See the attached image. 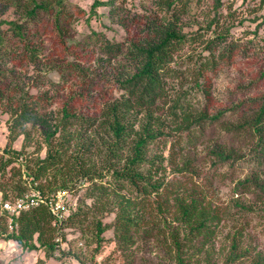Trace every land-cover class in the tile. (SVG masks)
Wrapping results in <instances>:
<instances>
[{
    "label": "trees",
    "instance_id": "trees-1",
    "mask_svg": "<svg viewBox=\"0 0 264 264\" xmlns=\"http://www.w3.org/2000/svg\"><path fill=\"white\" fill-rule=\"evenodd\" d=\"M205 1L211 5L207 24L183 29L182 18L193 17ZM105 5L109 19L125 29L122 39L93 28L75 37L76 19L85 10L69 0H0L2 12H9L0 14V109L10 114L0 153V206L32 188L47 197L59 190L70 196L60 226L41 203L12 214L11 231L2 212L0 240L13 242L12 249L41 248L49 258L71 229L92 251L90 264L105 244L125 255L118 264H264L262 250L241 241L254 217L264 222V174L254 171L264 169V37L261 45L253 37L231 39L234 12L223 16L221 0H138L129 9L93 0L87 21ZM263 5L259 0L252 12ZM131 26L139 34H131ZM198 46L202 53L192 51ZM181 49L189 50L183 59L176 55ZM238 61L248 70L228 98L230 117H237L232 122L221 118L225 107L210 111L215 78ZM25 66L34 70L28 85L19 73ZM249 89L253 93L244 99ZM53 103L58 114L48 118ZM33 126L41 127L36 135ZM20 136L17 150L12 143ZM155 144L160 150L151 153L148 146ZM198 144H206L201 158ZM245 156L254 169L237 179L232 192L239 195L231 201L241 211L240 234L219 260L207 249L226 213L213 198V185L227 170L237 176L233 165ZM209 160L203 171L201 163ZM84 182L93 186L73 203ZM247 193L260 209L241 201ZM150 242L165 248L166 261L145 263L128 254L150 249ZM74 255L86 263L85 254ZM45 258L34 264H45Z\"/></svg>",
    "mask_w": 264,
    "mask_h": 264
},
{
    "label": "rangeland",
    "instance_id": "rangeland-1",
    "mask_svg": "<svg viewBox=\"0 0 264 264\" xmlns=\"http://www.w3.org/2000/svg\"><path fill=\"white\" fill-rule=\"evenodd\" d=\"M70 2L77 4L81 8L85 10V15L82 18L76 19L75 23V30L77 32V35L75 37H82L87 32H90V28H93L97 31H105L106 34L109 37H115L116 39H122L125 35V29L119 25L115 18L112 16V20L109 19V5L105 6H98L96 9V14L89 18L87 21V16L90 11L91 4L93 0H69ZM106 1V0H103ZM116 5H123V7L129 9L131 6H136L138 4V0H111ZM222 6L220 8L223 16H228L229 12H234V15L232 16L231 24V30H230V38L231 39H240L242 41H246L249 38H254V41L257 42L259 45L262 44V40L264 37V5L263 7L257 11L252 12L253 9L257 8L259 4V0H221ZM205 4L203 7L198 11L192 14L193 17L190 15H186L182 18V22L184 25L185 30H195L199 26H204L207 24L209 15H206V12L209 11L211 5H209V2L205 1ZM191 6L192 3H190ZM151 11V7H148L146 10V14ZM4 14L7 15L9 12L6 10H3ZM2 10L0 9L1 17L4 15ZM97 15V16H96ZM193 21L192 24H189L190 21ZM89 23V24H87ZM108 28V29H106ZM139 30L133 26H131L130 33H137L139 34ZM192 51L196 52H203V49L201 46H198L196 49H192ZM188 49H181L180 52H177L176 55L179 57V59H183L184 54H188ZM191 64V63H190ZM193 65V63H192ZM20 70V76L25 80L26 84L28 85L30 82V79L28 78L30 75L34 73V70L32 66H25ZM248 67L244 61H238V63L233 64L230 67L225 68L224 71L218 74V76L214 80L213 85V107L210 111H216L218 108H226L231 104V102H228V98L230 96V92L233 89V86L235 83L238 82L239 76L243 75L244 72H247ZM17 72V71H16ZM48 76L57 81L58 75L55 72H51L48 74ZM247 82V80H245ZM235 90H238V87L235 88ZM31 91L34 93L36 92V89H31ZM247 95L244 96V99L251 96L253 93L252 89L246 90ZM243 99V100H244ZM235 100V99H233ZM197 101H200L197 99ZM59 105L56 103H53L51 108L48 110V118L50 116L55 117V115L58 114ZM214 109V110H213ZM231 112H229V109L226 110L224 115L221 117L222 119L229 118L232 122L233 119L237 118L236 116H232ZM140 117V116H139ZM9 119L10 114L7 112H4L2 109H0V153H2V148L6 144L7 138H8V126H9ZM142 119V117L140 118ZM138 127V126H137ZM214 128V127H213ZM40 126H33V134L36 135L40 131ZM220 131L223 133V130L220 129ZM39 141H42V137H39ZM22 143V136L18 137L13 143V148H16L17 150L21 148ZM254 142H249L247 145H245V151L247 153L250 152V148H252ZM206 147V144H198L197 148L195 149V153L200 155L199 158H201L204 148ZM73 148V147H72ZM34 149V145H29L27 147V150L32 151ZM148 149L151 153L158 152L160 148L157 147V145H149ZM42 156L45 154V150H43L40 153ZM252 154V152H251ZM244 160H240L241 162L237 161L234 163L232 170H237V176L232 174V177L228 176L230 173L229 170L226 171V176L222 177L219 181H217L213 185V198L218 202L219 205H222L224 208L225 216L221 220L220 224L218 225L217 233H215L212 243L213 245L211 247H207V249L216 251L217 256L219 260L223 259V256L220 255V252L223 250L229 249V246L231 244V239L233 238L234 234L239 235L240 232H237L238 224L240 219L239 214L240 210L237 211V209H234L231 201L238 198L239 194H233L232 187L237 182V179L243 178L247 173L252 172L254 169L253 162H248L250 159L249 157L245 156L243 158ZM201 168L203 171H206L210 165V160L206 162L201 163ZM223 170H226V167H224ZM257 174L263 175V171L259 169L254 170ZM166 177L167 173H165ZM163 176V174H162ZM6 180L4 179V182ZM92 183H86L80 184L79 188H77L76 196L74 199L72 198V202L75 203L81 201L84 196L85 192L89 191L92 187ZM1 188V186H0ZM0 199H1V192H0ZM88 203L91 204V200L87 199ZM241 201L245 203L246 205L253 204L255 208L260 209L262 207V204L256 203L255 199L253 198V195L250 193H247L245 196L241 198ZM174 211L170 210V212L166 213V217L169 218L171 214ZM254 221L252 223V226H250L248 229L242 231V246L243 247H258L262 250L264 253V222L258 221L256 217L253 218ZM87 231H90V228H85ZM93 232V229H91ZM66 236L64 241H62V244L59 247V251H55L52 257L45 258L44 252L41 248H38L36 250L29 251L27 249H20L17 245L14 246L15 248L12 249V245H14L13 242H10L7 244L0 240V264H34L38 259L45 258V264H90V256L93 254L92 251L89 249L87 250V246L84 244V240L81 237V233L79 234L78 231H71V229L66 230ZM86 234V233H85ZM89 234V232H87ZM112 234L109 231H106L104 233L105 239L110 238ZM150 246V249L145 248H139L137 251L129 252L128 254L133 253V256L136 257H142L145 263H148L149 260H151L153 263L166 261L168 259V254L166 253V250L164 247H158L156 243L150 242L147 244ZM94 246V245H93ZM93 246L91 248H93ZM80 251L81 253L85 254L86 257V263H82L79 261L76 257H74V252ZM62 254H61V253ZM125 255L121 254L119 251L116 250L114 247V244H105L104 246L100 247L97 253H95V258L93 259L94 264H118L123 263Z\"/></svg>",
    "mask_w": 264,
    "mask_h": 264
},
{
    "label": "built area",
    "instance_id": "built-area-1",
    "mask_svg": "<svg viewBox=\"0 0 264 264\" xmlns=\"http://www.w3.org/2000/svg\"><path fill=\"white\" fill-rule=\"evenodd\" d=\"M68 199H70V196L69 192L66 190H59L54 196L47 197L32 188L29 192L13 201L2 202V205L0 206V214L2 212L7 214V216H5L7 220V227L11 231L14 226L12 223V214L41 203L48 208L50 214L54 217L53 224L60 226L62 220L69 213L70 206L65 205V203L68 202Z\"/></svg>",
    "mask_w": 264,
    "mask_h": 264
},
{
    "label": "clouds",
    "instance_id": "clouds-1",
    "mask_svg": "<svg viewBox=\"0 0 264 264\" xmlns=\"http://www.w3.org/2000/svg\"><path fill=\"white\" fill-rule=\"evenodd\" d=\"M7 224V223H6ZM8 228V227H7Z\"/></svg>",
    "mask_w": 264,
    "mask_h": 264
}]
</instances>
